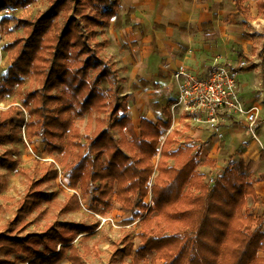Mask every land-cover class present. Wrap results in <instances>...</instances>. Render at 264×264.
I'll list each match as a JSON object with an SVG mask.
<instances>
[{
	"label": "trees",
	"instance_id": "16d2710c",
	"mask_svg": "<svg viewBox=\"0 0 264 264\" xmlns=\"http://www.w3.org/2000/svg\"><path fill=\"white\" fill-rule=\"evenodd\" d=\"M33 1L0 0V7ZM245 1L233 0L237 12L245 11ZM257 6L261 10L264 3L257 1ZM117 7L118 0H54L41 15L20 20L25 36L16 39L12 75L4 81L0 97L13 85H20L21 76L33 77L36 87L27 88L21 102L28 112V138H42L45 151L67 168L69 185L78 187L82 196L91 184H97L91 203L96 213H104L98 206H108L114 196L121 209L132 217L140 216L143 232L134 260L146 264L150 256L149 264L157 259L162 264H264V258L256 255L264 247V219L246 208L247 197L255 198L256 194L242 172L230 167L208 188L196 172L194 149L186 146L172 150L174 133L161 141L160 128L171 124L169 112L163 123L141 119L138 135L126 116L117 118L126 103L108 98L105 91L109 88H102L105 79L115 78L116 73L100 56L101 45L96 40V28L114 16ZM60 11L62 23L55 20ZM259 54L262 57V52ZM252 67L249 62L239 70L250 71ZM17 109L10 106L0 112V147L15 140L13 134L18 130L8 123ZM76 118H85L82 129L74 123ZM110 128L118 129V141L110 135ZM15 150H3L0 166L23 174L27 186L17 201L15 218L2 226L0 264H14L15 259L28 264H57L64 257L70 264H83L74 240L79 233H85L81 239H87L97 224L46 223L39 233L23 237L12 234L13 223L41 210L40 203L46 200L41 186L57 176L51 164L34 167L30 174L18 169V161L12 158ZM151 178L154 209L137 213L135 209L144 208L145 185ZM78 206L73 194L60 211H75ZM28 224L26 221L21 228ZM130 253L128 247L124 254Z\"/></svg>",
	"mask_w": 264,
	"mask_h": 264
},
{
	"label": "rangeland",
	"instance_id": "374dc122",
	"mask_svg": "<svg viewBox=\"0 0 264 264\" xmlns=\"http://www.w3.org/2000/svg\"><path fill=\"white\" fill-rule=\"evenodd\" d=\"M52 1L54 0H34L25 4L0 7V89L4 81L12 75V61L17 53L16 39L25 36L24 29L18 22L20 20L30 21L41 15L49 8ZM257 1L264 3V0H246L243 3L245 11L239 13L235 9L233 0H227L226 2L223 0L220 3V8H222L224 14L216 26L217 33L214 32L211 24L204 25L206 30L202 40H192L189 42L190 44L202 47L204 51L203 56L199 57L197 55L198 62L195 64L199 67H204L209 62L214 61V59L226 62L228 65L234 67L239 73L240 98L243 101L245 100L249 105L255 104L259 107V116L254 126L256 136L252 137L245 125H239L242 128L234 132L228 142L225 141L226 139L219 140V146L216 148L217 159L214 164L213 162L210 163L211 165L209 164L210 168L208 170H198L197 168L201 163L205 164V160L198 159L199 147L197 144H193V141L178 144V147L191 146L194 149L197 162L196 172L202 175V181L208 188L230 167L236 168L244 174L247 181L253 182L255 177L251 170L249 158L255 157L258 154H264V6L260 10L257 6ZM6 8L15 9L14 11L6 12ZM178 11L184 13L185 11H190V9L179 5ZM62 15L63 13L60 11L59 17L55 18V20L62 23ZM189 29L191 32L203 31L201 26L200 28L197 27L196 31L191 26ZM215 35L218 38L213 37ZM208 40H212V43H208ZM180 43L183 42L180 41ZM260 52H262V57L259 54ZM189 53L191 52L189 51ZM192 54L194 53L192 52ZM249 62L253 66L250 71L239 70L240 66ZM21 77L23 82L20 85H13L9 93L0 97V112L5 111L10 106H17L18 108L8 123L10 127L18 130L13 134L15 140L13 143H7L0 147V157H2V152L5 148L14 147L16 150L12 153V158L18 161V169H25L30 174L34 167L51 164L56 170L57 176L49 183L41 186L45 195L44 198L46 199L40 203L39 209L41 210L32 211L27 217H24L23 221L13 223L12 234L16 237H23L27 233H39L44 229L46 223L97 224L96 229L89 234L87 239H81L84 233H79L74 240L81 251L83 264H143V260L133 259L136 255V249L141 245L140 234L143 230L138 223L140 216L132 217V213L121 209L119 203L115 201L114 196L109 199L108 206H105V204L98 206L102 210H105L104 213H96L91 208V203L97 184H91L89 192L82 196L78 187H71L69 185L67 168L56 162L53 155H49L45 151L41 141L42 138L37 135L31 139L28 138L26 131L28 112L21 106V102L26 89L34 88L36 84L33 77ZM107 81L105 79L104 86L102 87L103 90ZM106 91L107 97L113 98V91ZM174 92L175 87L172 92L173 100L176 97V93ZM232 122L230 120L229 124L232 125ZM74 123L82 129L85 118L82 121L76 118ZM109 133L115 141L119 140L115 138V131L109 129ZM174 140L177 139H173L171 146H173ZM157 159L158 155L153 160L154 165ZM168 163L170 164L171 161L169 160ZM155 174L156 172L153 176ZM152 182L151 178L145 185L147 193L142 200L144 208L143 210L139 208L135 209L137 213L145 214L149 208L154 209L150 189ZM0 183L2 185V191L0 192V233H2V226L6 221L14 219L16 216L17 201L24 195L27 180L23 174L16 172V170L0 166ZM73 194L78 198L79 208L75 211L61 212L62 203H67L69 196ZM255 198L247 197L246 208L253 216H262L264 219V216L260 215V212H257L258 210L255 211L254 206L252 207ZM247 202L250 204H247ZM26 221L29 223L28 226L21 228ZM253 227L254 225L251 227V230ZM125 246L127 247L125 248ZM128 247H130L131 253L125 255V250ZM256 255L264 258V247L257 250ZM149 257L145 259L146 264H149ZM14 261V264H28V262L17 259ZM57 264H70V262L64 257ZM154 264H162V260L157 259L154 261Z\"/></svg>",
	"mask_w": 264,
	"mask_h": 264
},
{
	"label": "crops",
	"instance_id": "0c3cea01",
	"mask_svg": "<svg viewBox=\"0 0 264 264\" xmlns=\"http://www.w3.org/2000/svg\"><path fill=\"white\" fill-rule=\"evenodd\" d=\"M221 2L223 0H118L115 15L97 28L96 40L101 45L99 54L116 73V77H110L106 84V88L114 94L110 99L126 103V109L119 110L117 118L126 116L138 135L141 119L154 124L163 123L167 121L169 112L171 124L167 129L160 128L163 133L160 139L162 141L166 134L174 133L173 139L177 140H174L172 150L188 141L197 144L198 159L205 160V164L197 167L198 170H208L209 164L215 163L219 140L226 139L228 142L234 132L242 128L239 126L241 123L235 119H230L232 125L230 120L221 121L222 138L217 140L208 126L190 121L180 105L171 109L174 87L176 93L171 75L181 63L192 70L203 68L195 64L198 62L197 55L203 56L202 47L189 42L202 40L206 30L204 25L211 24L217 33L216 26L224 14ZM179 5L190 11L179 12ZM190 26L195 31L201 26L203 31L191 32ZM213 37L218 38L217 35ZM233 123L238 126H233ZM110 129L115 131V138L120 139L118 129ZM122 133L126 139L130 138L125 129ZM249 162L255 177L251 181L256 193L252 207L264 216V154L249 158Z\"/></svg>",
	"mask_w": 264,
	"mask_h": 264
},
{
	"label": "built area",
	"instance_id": "2783aa9c",
	"mask_svg": "<svg viewBox=\"0 0 264 264\" xmlns=\"http://www.w3.org/2000/svg\"><path fill=\"white\" fill-rule=\"evenodd\" d=\"M14 9L6 8V12ZM238 75L234 67L223 61H213L200 70L177 65L171 75L176 86L171 109L180 105L190 121L208 126L217 140L222 137L219 124L226 119L245 125L255 137L259 107L240 98Z\"/></svg>",
	"mask_w": 264,
	"mask_h": 264
}]
</instances>
